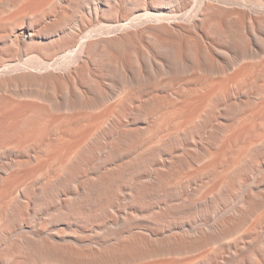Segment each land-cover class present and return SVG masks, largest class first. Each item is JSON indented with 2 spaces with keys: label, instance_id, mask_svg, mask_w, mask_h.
<instances>
[{
  "label": "bare ground",
  "instance_id": "1",
  "mask_svg": "<svg viewBox=\"0 0 264 264\" xmlns=\"http://www.w3.org/2000/svg\"><path fill=\"white\" fill-rule=\"evenodd\" d=\"M0 264H264V0H0Z\"/></svg>",
  "mask_w": 264,
  "mask_h": 264
}]
</instances>
